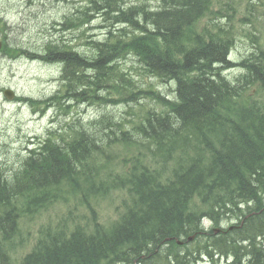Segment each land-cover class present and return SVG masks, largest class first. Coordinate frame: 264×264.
<instances>
[{
  "label": "trees",
  "instance_id": "trees-1",
  "mask_svg": "<svg viewBox=\"0 0 264 264\" xmlns=\"http://www.w3.org/2000/svg\"><path fill=\"white\" fill-rule=\"evenodd\" d=\"M124 1L105 0V3L107 6L112 3L110 10L115 3ZM214 1L170 0L165 2L168 4L162 12L134 6L127 12L118 11L103 16L105 21H111L109 28H113L116 24L126 23V18L138 13L144 21L154 25L155 30L149 38L146 35L139 39L121 32L118 40L125 38V43H104L98 60L91 69H95L94 72L97 73L96 81H90L87 74L89 71L85 69L75 71V75L69 78L74 84L82 86L84 93L97 96V89L107 85L116 73L114 63L117 55L138 45L143 48L139 51L142 70L159 77L164 75L166 81H170L169 75L175 72L177 77L181 72H178V68L173 69L174 64L166 59V54L173 39L180 34L185 43V51L189 52L186 59L191 61L197 57L198 61L200 59L204 62L205 68L200 67L201 62H198L193 70L197 72H183L181 78H175L182 102L180 105L169 104L171 114L156 120L163 126L162 132L157 133L162 136L163 141L152 144V147L136 145L138 155L124 170L113 173L112 178L119 179L120 184H101L103 175L100 174L103 170L91 165L87 172L78 163L79 159L84 162L90 158V163L94 159H100L114 147L110 144L108 151L103 150L95 157L77 158V153L71 152L65 153L64 157L51 159L47 150L39 159L29 158L25 162V174H16V182L19 184L0 183V264H11L9 253L1 244L7 245V240L14 235L15 223L21 213L33 216L48 210L59 201H65L71 194L80 195L81 202H84L101 191L123 189L133 199L131 212L137 213V210L146 205L153 213L170 214L161 217L157 222L158 228L177 229L179 226L181 232L193 228L184 234L198 231L197 227H193L196 223L187 219V211L184 210L185 203L196 195L210 197L216 205L225 198L233 199L236 207L241 202L245 205L253 204L256 213L252 219L256 221L250 226V232L242 236L243 243L227 233L218 234L193 250H183L176 241L169 242L166 247H154L160 250L156 256H151L154 249L146 247L150 243L143 244L153 238L151 232L155 231L147 224L138 227L129 220L117 241L111 238L94 239L95 233L79 226L70 229L67 225H51L41 230L33 250L20 264H100L101 261L107 264H149L155 261L154 258L165 262L163 264H193L195 261L201 262V258H212L215 254L223 260L231 255L236 264H242V261L243 264H264V254L261 249L258 250V240L264 239V105L255 99L254 93H248L253 86L264 92V49L252 53L255 66H258L256 73L262 71L253 86L246 85L252 79L247 80L244 85L243 75L238 78L244 82L242 89H232V84L225 78L212 80L211 76H219L221 71L224 70L225 73L234 67L231 61L224 59V55L236 43L235 30L232 26L224 28L225 26L216 23L210 26V30H205L204 34L194 32V37H191L189 30L194 31L201 18L211 11ZM214 62H219L223 68H212ZM185 64L189 65L188 62ZM184 67L186 68L182 66ZM208 77L207 84L201 85L196 81L198 78ZM117 83L124 89L128 88L124 75L120 76ZM130 99L138 102V94L131 95ZM220 106L228 108L227 112L230 108L232 110L228 115L222 116L225 113L219 112ZM149 115L156 118L152 113ZM154 123V120L149 121V125ZM212 133H215L213 139ZM173 136V140L166 141ZM89 139L91 137L85 134V141ZM84 148L90 155V148ZM175 152L181 156L175 157ZM162 177L167 179L164 183ZM161 188L165 190L158 194ZM218 197L221 198L217 202ZM208 210L214 217L223 211L213 206ZM139 228L141 234L135 235ZM243 244H249L250 248ZM261 244L264 245L263 242ZM210 246L214 251L209 250ZM241 250L242 253L239 252ZM143 254H148L146 258L150 256V259L142 262Z\"/></svg>",
  "mask_w": 264,
  "mask_h": 264
},
{
  "label": "bare ground",
  "instance_id": "bare-ground-1",
  "mask_svg": "<svg viewBox=\"0 0 264 264\" xmlns=\"http://www.w3.org/2000/svg\"><path fill=\"white\" fill-rule=\"evenodd\" d=\"M169 1L170 0H162V5L157 9L152 10L150 6L136 3L133 4V2H131L130 0H125L122 3H115L114 6L109 10V7L112 3L107 6L105 0H47L45 3L49 2L53 4V6H55L56 8L55 10H58V13H62V16H64L63 20L61 19V21H56L53 25H48L45 28V30L43 31V35L49 38V40L44 43L43 48L39 52L31 50L29 47L18 45L10 46V37L7 33L10 26L5 17H0V50L4 46L9 51L7 56L10 57V59L25 58L31 62L40 64L42 63L52 68L55 67V69H58L61 72L59 78H57L56 76H50L46 78L45 87H49L51 89V94L45 95V98L35 99L20 97L17 95L16 90L12 88L3 90V96L9 101L15 100L26 103L30 102L33 112L36 115L41 116L42 119L48 120L49 125L47 127V134L44 137H39L38 135H30V133L25 132L21 133L22 138H20L21 140L19 141V148L17 147V149L20 151L18 153V156L20 158L24 156L26 157L22 160L21 166L17 170H9L7 168L0 167V183L16 184V174L20 175L21 173L25 174L26 172L27 165L24 166L25 162L29 158L33 160L39 159L40 156H43L45 151L47 150H49L48 156L51 159L53 157H55V159H57L58 157H64L65 153L67 154L71 152L77 153V158H83L86 156L95 157L103 150L108 151L109 146L113 145L112 143H120L121 145L123 143V145L127 149H133L136 147V145L142 144L145 147H152V144L155 145L157 142L163 141L162 136L157 135V133L162 132L163 126L157 123L156 120L159 119V117H165L166 115L171 114L172 110L169 107V104L174 103V105H180L182 102V100H180L179 92L177 91L178 81L175 78H181V76L184 75L183 72L193 71L197 67V63L201 62L200 59L198 61L197 57L193 58V60L190 59L191 61H188V59H186L189 52L185 51V43L183 41V38H180L181 34L178 38L173 39V44H171L172 46L169 48L166 54V59L170 60V62L174 64L175 68L173 69L178 68V72H181L180 74L178 73L177 77L175 75L176 72L169 75L170 81L175 83V89L173 90V96L171 98H165L162 93H160L159 91H155L154 88H151L147 91H144L143 89L140 90L139 84L135 85L134 81H130L129 78H126V74L120 73L121 70L119 68L118 62H120L121 60H126L128 56H131L132 60L135 59L140 64L139 58L141 55L139 54V51L143 50L141 45L136 46V48L129 49L125 53L123 50L117 55V61L114 63L116 73L113 76L112 80L100 89V91L102 90V92H104L102 96H92L90 93H84L82 86L74 84L73 81H71V79L69 78H72L75 75V71H82V69H85L91 72L89 74L90 81L95 82L97 79V73L94 72L95 69H91L97 62L100 49L104 46V43H106L107 41V43L109 44L115 43L117 41L125 43V38H121L118 40L119 35L121 36L122 34L121 32H126L130 37L139 39L145 37L146 35L149 38L155 30L154 25H152L148 21H144V19L137 13L133 14L129 18H126L127 24H116L115 26H113V28H109V26L107 28V37L104 40H99V34L94 32L98 28H93L91 25V23L95 22L97 17H103L107 13L114 14L118 11L127 12L131 7L134 6H144L145 9L149 11L153 12L160 10V12H162L164 7L168 4L165 2ZM28 3L36 4V1L27 0L25 4L26 7L28 6ZM41 3L42 4L40 5L44 6L42 0ZM87 7L89 8V10H86ZM118 7L120 9H118ZM72 19H74L75 23L71 22L69 25L66 21ZM132 19L136 22H133ZM202 19L203 17L201 18V20ZM201 20L197 24L194 31L192 29L189 30V34L191 35V37H194L196 32L198 35L204 34V29L203 32L197 29L198 25H200L201 23ZM99 28H102V25H100ZM256 33L258 32L251 33L253 42H256V40L259 39V36ZM202 38L206 39L203 36ZM140 42L143 43V41ZM235 46L236 43L233 47H231V49L226 50L224 59L229 62L231 61L232 65L234 66L233 68H237L242 71L241 75H243L242 77L245 83L242 79H236L235 81L229 79L223 72L224 70L219 73V76L217 75L218 77L216 76L217 78L213 76H211L210 78L214 81L219 80L220 78H225L227 82L229 81L232 84V89H242L243 83L245 85L247 80L251 79L252 80L246 85L253 86L255 80H257L256 78L262 74V71L256 73L255 69H257L258 66H255L256 62L252 52L248 55H242L239 59H237V61H235L234 58H232V53ZM12 53H14V56H11ZM53 57L57 58V60L61 59L62 61H56V59L53 60ZM185 62H188L189 65H184ZM182 66H186V68H182ZM246 66H248V69ZM200 67L205 68L203 61L201 62ZM212 68L221 69L223 68V66H220L219 62H214L212 64ZM119 75L125 76L129 84L128 86L126 85L128 88L124 89L117 83V80L119 81L120 78ZM144 75L150 78L158 79L162 83L166 82V78L164 75H160L161 77H159L158 75L155 76L147 70L144 71ZM208 80L209 77L207 79H196V81L201 85H203V83L207 84ZM72 85H75V90H73ZM53 92L54 94H52ZM1 93L2 90H0V94ZM248 93H254V95L256 96L255 99L260 104L264 105V98L257 96L264 92L260 91L258 87L254 88L253 86L252 89L248 91ZM136 94L147 96L144 98V101L153 102L157 107L149 110L146 108V105L141 106V114L143 115L141 121L134 122L133 127L131 125L130 129L127 131L125 129V125L117 122L115 116L111 114L109 109H116L118 107H125V105H130L129 103H132L130 96ZM59 99L63 100L61 104H65L54 107L60 103ZM87 104L89 105V108L95 104H104L101 113L96 116V113H94L93 117L95 118L90 120L88 126L81 122L80 119L78 120L76 118H70L69 112V110L73 108H79V106H84ZM140 105L144 104L141 103ZM54 108L55 110H52ZM219 108L220 113H225L222 116L228 115L232 110V108H230L229 112H227L228 108H225L223 106H220ZM150 113L154 114L156 118L152 117V115H149ZM63 117H65L69 121H63L65 119H63ZM153 120L155 123L149 125V121ZM85 134H88L91 139L85 141ZM214 136L215 133H212L211 139H213ZM106 137L109 139H107ZM174 137L175 136L167 138L166 141L173 140ZM84 146L90 148V155L88 154ZM108 155L105 163L100 165L98 164L99 160L96 159H94L93 162L90 163V158H88L89 161L85 160L84 162L79 159L78 163L82 167L86 168L87 172L89 171L91 165L93 167L98 166L99 170H103L100 174V176L103 175L101 184H120L119 179L112 178L114 169L119 165V154L114 149H112L108 152ZM180 156L181 154L175 152V157ZM126 158L127 157L122 156L123 160H125ZM0 160H2L1 156ZM148 162L149 160L147 161V163ZM106 168L107 170H104ZM165 176L167 175L165 174ZM166 180L167 179H165V177H162L163 183ZM165 188H168V186ZM165 188H161L158 194L164 192ZM118 192L126 194L127 197L124 200V203H122L120 207L117 208V211H115L117 212L118 217L115 222L113 221L111 223L105 224V219L101 218L98 213L99 211L94 207L93 211L87 210L86 213H83L85 217H92L90 225L92 229L90 228V232L95 233L94 239L111 238L117 241L122 233L121 230L126 229L129 220H131L134 224L136 223V226L138 227H142V225L144 226V224H147L155 230L151 232L153 238L149 242H143V244L145 245L150 243L146 247L154 249L152 250L151 256H156L157 254H159L158 252H160V250L155 249L154 247H166L168 243L172 241H176V243L183 250H193L197 246L199 248L203 243L205 244L208 243V241L212 240L213 232H218V234L227 233L228 235L237 238L238 241L243 243L242 236L247 235L248 232H250V226L256 221L252 219L253 216H255L254 214L256 213L254 211L255 209L253 204L245 205L243 202H241L237 203L240 205L236 207V203L233 199L225 198L223 202L216 205L213 203L214 200L212 198H207V196L205 195H196L185 203L184 210L187 211L185 213L187 219L192 220L196 223L193 227H197L198 231L193 230L192 232L189 231L188 233L184 234L185 232L193 228L182 230V232L179 226L177 227V229L172 227L160 228V226L158 228L157 222L161 219V217L170 214H166V212L153 213L149 211L150 209L146 205L137 210V213H134V211L131 212L134 206L133 199H130L131 197H129V194L125 189L119 190ZM108 193L109 191L104 192V195H107ZM220 198L221 197H218L217 202L220 200ZM79 201L80 204H82L81 200ZM90 205L91 204H89L88 201H85L84 206H89V208H91L92 206ZM212 206L214 208L218 207L220 208V210L223 209L222 213H217V216L214 217L208 210L211 209ZM220 210L218 212H220ZM23 217L28 216L21 213L18 217V221H20ZM76 226L78 225H74V227ZM19 231L20 227L18 226V222L16 221L15 228L13 230L14 235L9 240H7V244L13 243V240L19 236ZM139 231L140 228L137 229L134 234H141ZM210 232H212V234ZM201 239H206L207 242H204V240ZM261 242H263L264 244V239L258 240V250L261 249L262 251H259L263 252L264 254V245H262ZM1 245L6 252L9 251V247L7 245H5L4 243H2ZM243 246L250 248L249 244H243ZM13 249L14 248H12V250ZM241 251L243 252V250ZM250 252L258 254L254 251ZM148 254H143L141 256L142 262L150 259V256L146 258ZM216 256L217 259H215ZM208 259L207 264H236L234 257L231 255H228L225 260L221 259L217 254L213 255L212 258L209 257ZM153 260H155L156 262L151 261L149 264H153V262H155V264L165 263L155 258ZM200 263L202 264L205 262L201 261ZM100 264L107 263L101 261ZM135 264H139V262Z\"/></svg>",
  "mask_w": 264,
  "mask_h": 264
},
{
  "label": "rangeland",
  "instance_id": "rangeland-1",
  "mask_svg": "<svg viewBox=\"0 0 264 264\" xmlns=\"http://www.w3.org/2000/svg\"><path fill=\"white\" fill-rule=\"evenodd\" d=\"M35 1L36 4L28 3L26 7L27 0H0V17H5L10 26L7 31L10 37V46L18 45L29 47L31 50L39 52L43 48L44 43L49 40V38L43 35L45 28L48 25H53L56 21L63 20L64 15L62 16V13H58V10H55L56 8L53 4L49 2L45 3L47 0H42L44 3V6H42L40 5L42 4L41 0ZM130 1L133 4L150 6L152 10L162 5V0ZM210 10L214 13L212 14L211 11H208L197 29L201 32L210 30V26L214 23L221 24L225 26L224 28L232 26L236 32V46L232 53V58L235 61L242 55H248L251 52L253 53L264 49V0H215ZM66 22L69 25L71 22L75 23L74 19L67 20ZM109 22L111 21H105L103 17H97L95 22L91 23L93 28H98V31L96 30L94 32L99 34V40H104L107 37V28L111 25ZM100 25H102V28H99ZM253 32H258L256 34L259 36V39L256 42L252 41L251 33ZM8 52L4 46L0 51V90H2L0 94V156L2 159L0 160V167L17 170L20 168L22 160L26 157L20 158L18 156L20 151L17 147L19 148V141L22 138L21 133L25 132L30 133V135L44 137L47 134L49 122L33 112L30 102L7 100L3 96V90L12 88L16 90L17 95L20 97L45 98V95L51 94V89L45 87L46 78L50 76L59 78L61 72L55 69V67L52 68L42 63L31 62L25 58L10 59L7 56ZM13 54L11 56H14ZM118 63L121 70L120 73L126 74V78L134 81L135 85L139 84L140 90L147 91L154 88L155 91L162 93L165 98H171L173 96V90L175 89L174 82L167 80L162 83L158 79L145 76L139 62L135 59L132 60L131 56H128L126 60H121ZM90 73L89 71L87 74ZM241 73L242 71L237 68L225 72L226 76L233 81L238 79ZM72 86L73 88L75 87V85ZM100 89L98 88L96 91L97 96L104 94ZM257 96L264 98V93ZM145 97L147 96L138 94V102H132L129 103L130 105L116 109L110 108L109 111L115 116L117 122L125 125V129L128 131L131 125L133 127L134 122L141 121L143 117L141 114V106L146 105V108L149 110L157 107L153 102L144 101ZM59 102L54 107L65 104H61L63 100L59 99ZM141 103L144 105H140ZM103 105L95 104L89 108L87 104L79 106V108H73L69 110L70 118L80 119L81 122L88 126L90 120L95 118L93 117L94 113H96L95 116L101 113ZM52 110H55V108ZM63 121L69 120L65 118ZM112 144L114 147H111L110 150L114 149L119 154V165L114 171L124 170L127 164L138 155V150L136 147L127 149L123 143L122 145L120 143ZM108 152L98 159L99 165L105 163ZM122 156L127 158L123 160ZM101 194L103 196L98 195L96 196L97 199L94 198L89 201L90 206H92L91 208L84 206L85 201L80 204L78 202L80 200L79 198L70 195L66 201L56 203L46 211H41L30 217H23L18 221V226L20 227L19 236L13 240L12 244H7L11 264L21 263L22 259L33 250L41 230L48 226L60 227L67 225L68 228L72 229L74 225H78L86 231H90L92 217H85L83 213H86L87 210L93 211V207L97 208L101 218L105 219V224L115 222L118 218L117 212L115 211L124 203L127 196L122 192L113 191L107 195H104L103 192ZM217 235L218 232H213V236ZM203 240L207 242V240ZM12 248L14 249L12 250ZM210 248L209 250L214 251L211 246ZM239 252L242 253V251ZM207 259L205 258L204 260V258H201L202 262H205L202 264H207ZM215 259H217V256ZM193 264L201 263L195 261Z\"/></svg>",
  "mask_w": 264,
  "mask_h": 264
}]
</instances>
